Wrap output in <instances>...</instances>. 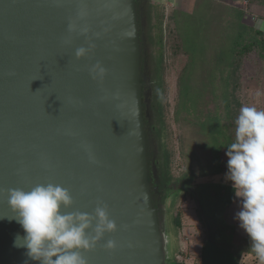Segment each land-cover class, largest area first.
Returning <instances> with one entry per match:
<instances>
[{
    "label": "water",
    "instance_id": "water-1",
    "mask_svg": "<svg viewBox=\"0 0 264 264\" xmlns=\"http://www.w3.org/2000/svg\"><path fill=\"white\" fill-rule=\"evenodd\" d=\"M140 56L136 0H0V264H37L13 246L7 192L47 183L68 189L67 211L102 203L116 223L86 264H166Z\"/></svg>",
    "mask_w": 264,
    "mask_h": 264
},
{
    "label": "trees",
    "instance_id": "trees-1",
    "mask_svg": "<svg viewBox=\"0 0 264 264\" xmlns=\"http://www.w3.org/2000/svg\"><path fill=\"white\" fill-rule=\"evenodd\" d=\"M246 1L249 5L254 3L264 7V0ZM147 6L143 11L144 27L145 22H148ZM180 14L177 17L174 12L171 20L178 33L179 51L187 57V63L177 80V97L172 116L175 124L196 132L194 134L199 137L196 139V148H200L201 152L208 150L211 162L203 163L197 151H192L186 171L179 176L173 174L159 75L163 63L161 58L157 59L153 68L152 93L148 99L149 121L143 116L145 135L150 136L153 145L152 149L147 147L149 183L151 193L159 195L160 200L164 199L163 194L174 190H183L190 196L195 203L198 222L207 233L200 248V261L201 264H209L208 247L211 244H217L225 250L231 246L228 236L234 232V226L226 222L225 214L235 197L231 185L201 180L207 176L220 175L226 168L225 151L234 141L235 120L241 108L237 96L240 71L244 61L252 55L264 63V32L254 25H248L244 21L246 9L238 7L226 11L225 20L216 18L214 31L209 28L208 22L201 20L193 24L186 19L185 13ZM162 23L163 15L159 18L160 27ZM177 191L174 193L177 194ZM173 222L177 230L181 229L179 214L173 218ZM244 252L234 250L233 256L231 249L227 250L229 259L233 256V261L225 264H238ZM176 259H167L166 264H180Z\"/></svg>",
    "mask_w": 264,
    "mask_h": 264
},
{
    "label": "rangeland",
    "instance_id": "rangeland-1",
    "mask_svg": "<svg viewBox=\"0 0 264 264\" xmlns=\"http://www.w3.org/2000/svg\"><path fill=\"white\" fill-rule=\"evenodd\" d=\"M146 2L149 7L147 6L148 22H145L146 26L144 27V43L147 57L146 75L150 83L147 96L149 99L152 93L151 82L154 78L155 61L161 58L163 65L159 75L163 89L162 104L167 122L168 137L166 141L168 149L172 153V172L175 176H179L186 171V165L192 151H197L203 163H209L211 159L208 150L201 152L200 148L199 150L196 148V139L199 138L198 135L194 134L196 132L186 130L183 125L180 124L179 126L173 120V109L177 97L176 84L187 63V57L179 51V38L176 27L171 20L172 14L176 12L177 17L181 16L179 13L186 14V19L193 24H197L201 20L208 22L209 28L214 31L216 28L215 19L225 20L226 11L232 7H238L246 9L244 21L248 25H254L264 32V7L254 3L249 5L246 0H146ZM161 15H163L162 27L159 25ZM188 31L190 30L188 29ZM240 73V90L237 96L241 107L255 106L258 110H264V63L252 55L244 61ZM213 107L211 106V108ZM198 142H200L199 139ZM226 171L225 168L222 174L207 176L201 181L231 185L225 179ZM176 191H168L163 194L164 199L161 200L160 211H158L163 234L166 237L167 259L177 258L180 264H201L200 248L207 233L198 222L195 203L190 196L183 190L177 191V194L174 193ZM238 211L239 201L235 198L225 214L226 222L234 226V232L228 236L231 246L226 247V249H231L233 256L234 250L245 251L238 264H259L251 251L250 241L239 229L238 222L234 219ZM177 214L180 215L182 223L179 230L176 229L173 222V218ZM208 248L209 264H225L233 261V256L232 259H229L227 250L217 244H211V247ZM213 256L214 260L212 259Z\"/></svg>",
    "mask_w": 264,
    "mask_h": 264
},
{
    "label": "clouds",
    "instance_id": "clouds-1",
    "mask_svg": "<svg viewBox=\"0 0 264 264\" xmlns=\"http://www.w3.org/2000/svg\"><path fill=\"white\" fill-rule=\"evenodd\" d=\"M88 51L78 48L74 56L79 59ZM97 75H103L102 68ZM225 156V179L239 201L234 219L250 241L259 264H264V110L241 107L235 120V138ZM7 204L13 212L7 219L15 220L23 231L22 236L15 237L13 246L24 248L27 257L37 264H86L83 253L94 249L106 233L117 228L102 203L93 213L67 211L73 204L72 196L58 184L9 189ZM104 247L112 250L115 241L108 240Z\"/></svg>",
    "mask_w": 264,
    "mask_h": 264
},
{
    "label": "flooded vegetation",
    "instance_id": "flooded-vegetation-1",
    "mask_svg": "<svg viewBox=\"0 0 264 264\" xmlns=\"http://www.w3.org/2000/svg\"><path fill=\"white\" fill-rule=\"evenodd\" d=\"M147 4L146 0H136V8H137V14H138V23H139V35H140V47H141V56H140V69H141V76H140V81H141V91L143 94V99L144 96L146 95V101L148 100V91L150 88V83L148 82V78L146 75V69H147V58L145 54V43H144V18H143V11L144 7ZM144 57V60L142 61ZM149 102H143V116L147 121H149ZM147 141V147L149 146L150 149L153 148L152 145V140L150 136L146 137ZM148 162H149V157H148ZM151 185V184H150ZM154 189V188H153ZM160 196L156 194H152V203L154 207L160 211L161 207V202H160Z\"/></svg>",
    "mask_w": 264,
    "mask_h": 264
}]
</instances>
